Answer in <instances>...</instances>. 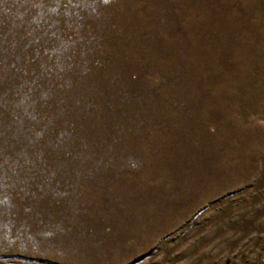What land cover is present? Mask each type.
I'll return each mask as SVG.
<instances>
[{
  "label": "rangeland",
  "instance_id": "rangeland-1",
  "mask_svg": "<svg viewBox=\"0 0 264 264\" xmlns=\"http://www.w3.org/2000/svg\"><path fill=\"white\" fill-rule=\"evenodd\" d=\"M0 264H264V0H0Z\"/></svg>",
  "mask_w": 264,
  "mask_h": 264
}]
</instances>
